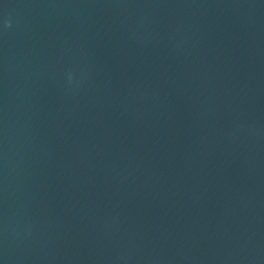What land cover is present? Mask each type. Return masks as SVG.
<instances>
[{
  "label": "water",
  "instance_id": "1",
  "mask_svg": "<svg viewBox=\"0 0 264 264\" xmlns=\"http://www.w3.org/2000/svg\"><path fill=\"white\" fill-rule=\"evenodd\" d=\"M0 264H264V0H0Z\"/></svg>",
  "mask_w": 264,
  "mask_h": 264
}]
</instances>
